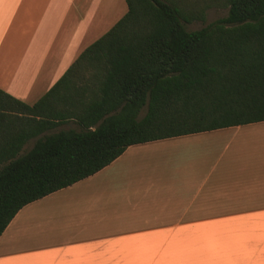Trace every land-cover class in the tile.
<instances>
[{
    "label": "crops",
    "instance_id": "obj_1",
    "mask_svg": "<svg viewBox=\"0 0 264 264\" xmlns=\"http://www.w3.org/2000/svg\"><path fill=\"white\" fill-rule=\"evenodd\" d=\"M127 11L125 0H0V89L34 105ZM156 150L163 173L140 166ZM0 264H264V122L129 147L23 207Z\"/></svg>",
    "mask_w": 264,
    "mask_h": 264
},
{
    "label": "trees",
    "instance_id": "obj_2",
    "mask_svg": "<svg viewBox=\"0 0 264 264\" xmlns=\"http://www.w3.org/2000/svg\"><path fill=\"white\" fill-rule=\"evenodd\" d=\"M125 2L34 105L0 89V237L131 146L264 122V0ZM212 9L228 15L188 30Z\"/></svg>",
    "mask_w": 264,
    "mask_h": 264
},
{
    "label": "rangeland",
    "instance_id": "obj_3",
    "mask_svg": "<svg viewBox=\"0 0 264 264\" xmlns=\"http://www.w3.org/2000/svg\"><path fill=\"white\" fill-rule=\"evenodd\" d=\"M227 15H228V10H225V9H212V10H210L208 12L207 20H206L205 23H194V24H191V25H187V28H188L189 31H196V30L202 29L203 27H205V26H207V25H209V24L217 21L218 19H221V18L226 17ZM108 31H106V32L104 31V34H106ZM102 36H100V37H102ZM63 128L64 129H68V128L71 129V128H77V126L74 123H72V124H70L68 126H64ZM246 130H249V131H245V132H257V131H261V129H257L255 127H252V129H246ZM232 131H230V132H232ZM231 145H232V148L231 149L233 151V149H235L237 147V143L236 144L233 143ZM158 148H159L158 150L160 151V146H158ZM158 150L153 151L152 154H149V153L144 154L143 157L148 158L145 162H143L144 159L143 160L142 159L140 160V166L143 167V168H145L147 172L150 171V172H153V173H160V172L163 173V171L169 170V166H167V164L161 160V159H163V157L161 156V154L159 153ZM164 150L165 151H168V148H165ZM239 155H244L243 156L244 158H247V157H250V158L258 157L257 154H252V153H249V152H248L247 155H245V153H241ZM165 158H171V156L167 157L165 155Z\"/></svg>",
    "mask_w": 264,
    "mask_h": 264
}]
</instances>
